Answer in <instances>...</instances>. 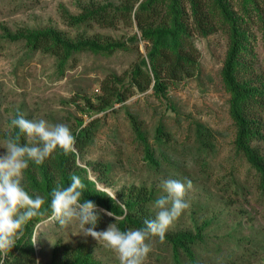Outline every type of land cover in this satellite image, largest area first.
I'll use <instances>...</instances> for the list:
<instances>
[{"label": "rangeland", "instance_id": "obj_1", "mask_svg": "<svg viewBox=\"0 0 264 264\" xmlns=\"http://www.w3.org/2000/svg\"><path fill=\"white\" fill-rule=\"evenodd\" d=\"M127 1L0 0V141L14 131L11 121L17 110L26 119L67 124L72 132L80 129L78 120L84 121V127L96 121L95 140L80 154L78 164L88 169L98 191L116 192L123 204L119 195L131 187H146L157 199L165 194L161 187L165 180L192 182L187 196L191 206L166 235L186 232L196 237L191 245L193 260L183 252L177 258L167 239L161 243L153 238L146 264H264V191L257 172L237 151L230 95L222 79L229 48L227 30L208 37L194 35L200 52L198 71L170 84L165 95L157 97L152 88L145 92L127 88L124 103L97 110L103 82L118 76L128 86L131 72L146 58L151 43L130 42L133 37L141 39L134 15L131 23L117 22L113 27L91 22L73 26L68 16H79L92 3L118 8ZM227 1L250 35L244 60L252 69L243 71L240 79L264 89V0ZM185 4L189 6L187 0ZM47 28L73 39L128 41L130 48L112 54L75 53L61 69L54 56L7 37V33ZM259 118L264 125V110ZM198 124L212 130L211 150L200 149ZM135 126L147 137L158 166L146 158ZM158 128L165 132L163 142L157 139ZM254 146L264 155V140ZM5 152L0 148V155ZM93 164L109 166L110 172L103 178ZM32 238L38 264H51L55 258L72 261V251L80 248L98 264H120L115 253L84 236L75 225L61 228L55 222L40 221Z\"/></svg>", "mask_w": 264, "mask_h": 264}, {"label": "trees", "instance_id": "obj_2", "mask_svg": "<svg viewBox=\"0 0 264 264\" xmlns=\"http://www.w3.org/2000/svg\"><path fill=\"white\" fill-rule=\"evenodd\" d=\"M187 2L189 6L185 4V0H128L118 8L92 3L84 7V12L79 16H68V21L73 26L91 22V24L113 27L117 22L131 23L134 15L141 32V39L133 37L130 42L140 40L151 43L146 58H143L131 72L128 86L118 76H113L112 81L103 82L102 95L97 97L99 102L97 110L106 111L116 104L124 103L129 91L127 88L139 92L152 88L157 97L165 95L170 84L191 77L198 71L200 52L193 43L194 35L208 37L219 29L227 30L229 48L222 79L230 95L229 113L236 127L235 145L237 151L257 172L259 186L264 191V155L254 146V142L264 140V125L259 118L264 110V89L254 87L247 79H240L243 71L249 73L252 69V66L247 65L244 60V55L249 50L250 35L244 27V21L235 15L227 0H187ZM137 4L139 6L136 9ZM7 37L12 41H25L31 50L54 56L61 69L65 68L75 53L91 51L96 54H112L130 48L128 41L104 43L99 39L67 38L62 32L52 28L21 31L15 35L7 33ZM84 124L83 120H78L80 129L72 132L78 153L53 154L42 165L30 162L24 174L25 189L33 198L36 194L44 197L45 208L48 209L47 215H51L52 189L58 184L67 187L70 184V177L75 174L85 185V199L94 202L98 209L123 217L116 221L114 217L105 215L104 211H101L97 229L115 223L122 231L142 228L146 218L155 217L151 211V204L156 200L152 190L146 187H131L128 192L123 191L119 195L123 207L105 192L98 191L96 183L88 177V169L78 164L80 154L93 144L97 132L96 121L85 127ZM136 130L143 143L146 158L152 165L158 166L155 151L152 150L147 137L135 126ZM158 134L157 139L163 142L165 135L163 128H158ZM10 135H19L21 143L27 142L26 137L16 128ZM212 139V130L198 124L196 140L202 151L213 148ZM90 166L103 178L110 172L109 166L100 164ZM43 220H46V217L34 218L26 226L24 237L9 253L5 264H38L32 237L36 224ZM165 239L173 245L177 258L180 257L179 253L183 252L193 260L191 245L195 243L196 237L186 232H179L168 234ZM65 253L68 259V250ZM72 255L75 257L72 261L68 259L66 262H60L55 258L51 264H98L91 261L90 255L81 248L72 251Z\"/></svg>", "mask_w": 264, "mask_h": 264}, {"label": "clouds", "instance_id": "obj_3", "mask_svg": "<svg viewBox=\"0 0 264 264\" xmlns=\"http://www.w3.org/2000/svg\"><path fill=\"white\" fill-rule=\"evenodd\" d=\"M11 124L27 142L21 143L19 135H9L0 141V148L6 150L0 155V264H5L9 253L24 237L26 226L37 217H46L42 222H55L61 228L78 226L84 236L92 237L115 253L120 264H146L152 251L151 240L158 238L163 243L166 233L191 206L187 196L193 187L192 182L168 179L161 184L165 194L154 201L155 217L146 218L142 228L122 231L115 223L98 232L99 213L104 210L85 199V185L79 176L73 174L67 187L58 184L52 189L51 215H47L45 198L39 194L33 198L25 189V171L30 162L42 165L53 154H77L75 137L67 124L26 119L19 110ZM106 195L124 206L117 201L116 192L106 190ZM104 214L116 221L123 219L113 212L104 211Z\"/></svg>", "mask_w": 264, "mask_h": 264}]
</instances>
